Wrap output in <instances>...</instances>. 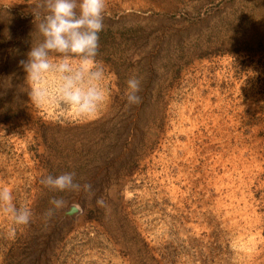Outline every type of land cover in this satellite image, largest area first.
Instances as JSON below:
<instances>
[{
    "label": "rangeland",
    "instance_id": "1",
    "mask_svg": "<svg viewBox=\"0 0 264 264\" xmlns=\"http://www.w3.org/2000/svg\"><path fill=\"white\" fill-rule=\"evenodd\" d=\"M43 3L0 0V187L32 213L0 214V264H264V0H106L107 102L63 120L19 63Z\"/></svg>",
    "mask_w": 264,
    "mask_h": 264
},
{
    "label": "clouds",
    "instance_id": "2",
    "mask_svg": "<svg viewBox=\"0 0 264 264\" xmlns=\"http://www.w3.org/2000/svg\"><path fill=\"white\" fill-rule=\"evenodd\" d=\"M106 6V0H44L45 12L35 25L43 40L32 45L27 59L19 62L26 73L29 97L34 105L58 106L63 120L68 113L77 118L95 117L106 104L105 73L96 59ZM32 14L36 19V14ZM140 86L139 79H128L129 105L142 102L138 94ZM41 183L61 193L91 189L89 184L78 183L73 172L48 175ZM50 203L53 208L49 209L48 216L64 205L62 198H53ZM97 203L102 204V200ZM0 214L10 217L17 226H28L32 218L28 207L14 203L8 187H0ZM9 235L14 236L15 229Z\"/></svg>",
    "mask_w": 264,
    "mask_h": 264
}]
</instances>
